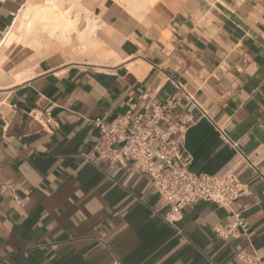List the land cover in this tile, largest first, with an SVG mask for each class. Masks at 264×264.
Wrapping results in <instances>:
<instances>
[{
	"label": "crops",
	"instance_id": "1",
	"mask_svg": "<svg viewBox=\"0 0 264 264\" xmlns=\"http://www.w3.org/2000/svg\"><path fill=\"white\" fill-rule=\"evenodd\" d=\"M28 1L0 0V40ZM83 2L115 62L0 50V264H243L239 251L264 260V0ZM179 97L167 122L190 114L195 123L175 163L234 173L244 189L228 206L184 207L174 226L132 161L92 155L99 134L89 120L125 114L130 99L139 113ZM234 212L248 232L227 239L217 228Z\"/></svg>",
	"mask_w": 264,
	"mask_h": 264
},
{
	"label": "built area",
	"instance_id": "2",
	"mask_svg": "<svg viewBox=\"0 0 264 264\" xmlns=\"http://www.w3.org/2000/svg\"><path fill=\"white\" fill-rule=\"evenodd\" d=\"M183 95L197 104L188 93L184 92ZM131 100L123 115L112 120L102 117L89 120L99 134L92 155L97 154L111 164L132 161L138 171L147 174L160 195L170 204L164 215L168 223L175 226L182 209L188 205L205 201L228 206L241 196L244 185L236 174L223 176L195 172L189 168L188 162L175 163L176 159H182L186 133L195 123V118L190 114L181 115L172 123L167 122L181 97L166 102L150 101L139 113L135 112L136 107ZM34 117L37 118L35 113ZM232 145L237 147L236 143ZM250 164L255 167L253 163ZM8 188L9 185H3L2 192H8ZM233 214L235 219L232 222L226 227L217 228L227 239L248 232V224L240 213ZM178 232L181 234L180 229ZM237 257L243 264H264L263 259L245 251H239Z\"/></svg>",
	"mask_w": 264,
	"mask_h": 264
},
{
	"label": "bare ground",
	"instance_id": "3",
	"mask_svg": "<svg viewBox=\"0 0 264 264\" xmlns=\"http://www.w3.org/2000/svg\"><path fill=\"white\" fill-rule=\"evenodd\" d=\"M125 1L128 8L139 10L149 8L156 0ZM14 19L13 25L1 37L0 50L21 45L30 49L37 59L58 50L70 61H82L87 57L89 61L102 64L118 59L117 53L108 49L99 35L103 22L92 15L83 0H30ZM32 73V70H26L16 75L15 81L20 82Z\"/></svg>",
	"mask_w": 264,
	"mask_h": 264
}]
</instances>
